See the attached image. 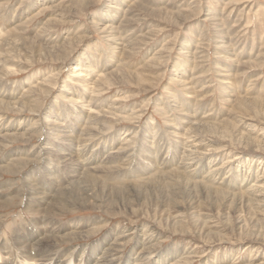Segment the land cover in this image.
Segmentation results:
<instances>
[{
  "label": "bare ground",
  "instance_id": "bare-ground-1",
  "mask_svg": "<svg viewBox=\"0 0 264 264\" xmlns=\"http://www.w3.org/2000/svg\"><path fill=\"white\" fill-rule=\"evenodd\" d=\"M26 1H29L27 7L15 12L18 8L16 7L11 11L8 22L3 26L0 25V153L5 150L0 160V177L4 173L14 176L22 173L20 189L7 196L0 195V209L17 206L25 198L24 211L29 215L34 214V218L31 216L30 222L25 218L26 222L22 220L10 230L6 225L8 224L7 214H0V236L2 237L0 264H187L185 260L187 256H184L182 251L168 248L158 251L154 234L143 227L132 231L113 228L102 234L99 240L79 244L78 241L96 235V232L102 228L97 224L99 220L73 218L68 222L60 223L54 218L63 212L72 215L74 203L80 206L82 201L86 200L85 196H94L91 198L97 202L99 199L95 198V189L106 192L107 196L111 192L120 196L121 187H117L112 182L127 184L126 195L136 193L138 200L146 194L147 189L159 187L157 190L161 188L163 191L165 189L163 184L165 186L168 184L170 189L166 190L169 192H177V190L182 193L193 190L195 192V189L199 188L205 193H217L225 197H243L239 191L247 192L249 197L246 198V202L257 207H264V166L259 170L257 168L253 176L244 177L239 173L240 168L233 170L225 164L228 162L229 155L224 147H212L213 140L199 134L205 129H212L210 133L216 137L213 139L223 141L229 138L231 141L234 140L233 143L244 147L252 143L251 135L255 132V127L249 123V117L234 115L230 117L235 122V126L233 125L235 130L230 135L226 130L225 123H229L226 119L220 118L221 120L213 122L209 112L194 102L197 95L195 94L196 86L199 84L195 85L196 80L204 76L197 70L196 65V62H201L199 60L201 47L182 43L181 58H177L171 65L175 75L173 82L181 86L193 102H181L179 99V101L174 99L173 103H167V107H157L165 115V131L159 132L153 123H146L140 128H131L129 125V128H119L118 122L138 121L139 115L136 113L138 110L133 108L128 110L124 107L122 111L119 107L121 97H114L109 102H105L100 101L99 95L100 90L109 84L107 77L120 73L122 65L126 64L124 57L129 55L128 52L133 49L136 40L141 38L144 41L148 38L147 33L131 38L125 30L122 32L123 25L131 20L128 19V15L132 12L131 7L137 0H132V5H126L127 8H123L122 5L129 0L109 2L102 10V14L91 19L90 23L98 33L97 35L109 49L107 60L101 64V61L96 63L93 54L88 55L82 52L70 61L73 64L71 67L68 62L71 53L61 60L56 73L37 78L36 83L28 76L20 82V85L12 87L2 81L5 76L19 70L25 61L12 58V48L10 49L12 44L17 47L21 37L11 38L12 36L8 37L7 34L13 30H24V25L32 16L57 11L58 8L57 0H19L18 5ZM205 11L204 18H210L208 10ZM32 12L34 14L30 16ZM74 14L69 11L60 13L64 15L62 24L73 23L77 17ZM52 21L51 16L45 17L40 22L41 26L34 38L40 39L42 43L39 44L40 49L44 48L49 53L61 47L62 44H66L67 47V43L70 44L72 40L80 42L87 36L84 34L89 31L84 28V31L79 33V26L73 31L65 30L67 35L65 34L61 39L52 38L45 33ZM227 41V36H222L217 40L214 48H227L225 45ZM40 49H37L38 52ZM42 50V53L46 52ZM60 50L64 49L60 48ZM229 50H232L228 51L232 56L239 54L234 52L233 48ZM162 52L163 47L159 50L153 49L148 62L159 59ZM221 57L218 56V58ZM11 60H16L18 63L5 65V62ZM191 63L193 67L187 74V67ZM67 70L71 73H67ZM64 74L66 76L62 78L60 85L57 86L56 80L52 85L47 83L52 75L61 78ZM215 74L223 90L229 88L231 81L235 78L229 66L224 64L215 67ZM252 80L250 78L247 85ZM37 88H40L41 92L45 90L48 95L54 96L52 103L44 109L37 103L34 96ZM170 96L173 97V95ZM230 97L231 94L227 91L226 101H230ZM107 117L111 118L109 122L106 121ZM138 131H140L139 134ZM18 141L23 142L24 145H16ZM259 147L264 150V143H261ZM261 159H258V167L262 162ZM231 160L233 164L236 163L235 166H238L239 162L242 165L248 157L242 151H238ZM228 166V175H225L224 170ZM17 183L12 180L6 188H13ZM37 183L41 184L40 187L44 191L36 186ZM220 187L230 189L224 191ZM15 199L20 201L14 204ZM6 229L10 230V238L6 236ZM73 243H76V246ZM130 243L128 250L122 254L123 249ZM63 245L66 247H62ZM263 259L264 252L248 264H264ZM226 262H231V259L225 258L220 264H226ZM214 264L219 262L215 261Z\"/></svg>",
  "mask_w": 264,
  "mask_h": 264
},
{
  "label": "rangeland",
  "instance_id": "rangeland-1",
  "mask_svg": "<svg viewBox=\"0 0 264 264\" xmlns=\"http://www.w3.org/2000/svg\"><path fill=\"white\" fill-rule=\"evenodd\" d=\"M71 1L57 0V11L32 16L35 13L33 11L34 13L30 14L31 19L24 25V30H13L7 34L8 37L12 36L11 38L21 37L17 42L20 44L17 45L19 47L17 48L12 44L10 49L12 48V58H19L17 60L25 61V63L21 64L19 70L5 76L3 83L16 87L28 76L31 81L36 83L37 78L56 73L57 68L61 65V60L71 53L68 62L82 52L88 55L93 54L96 63L101 61V64L108 59L109 49L97 35L98 33L90 21L93 17L102 14V10L106 5L115 0H73L72 3ZM0 2L1 26L8 22L13 9L18 7L15 9V12H17L18 9L27 7L29 3V1H26L19 6V0H0ZM126 5H132V0L124 3L122 7L127 8ZM131 8L132 12L128 15V19L131 20L123 25L125 27H122V32L126 31L125 33L130 35L131 38L147 33L148 38L144 41L141 38L136 40L133 49L128 52L129 55L127 54L128 56L124 57V63L126 64L122 65L120 73L107 77L109 84L100 90L99 95L100 101L105 102H109L114 97H121L122 101L119 107L122 111L125 108L138 110L136 112L139 115L138 121L135 120L132 122L133 124L127 121L118 122L117 127L140 128L146 123H153L154 126H157L159 132L165 131L166 118L157 107H167V103H173L174 99L175 101L179 99L181 102H193V99L188 96L189 94L173 82L172 79L175 78V75L171 65L177 58H181L182 49L180 47L182 43H190L195 47L199 46L201 47L199 48L201 50L199 58L201 62H196V65L197 70L205 77L202 75L203 78L196 80L195 85L199 84L196 86L195 91L197 92L195 94H197V98L195 97L194 102L209 112V117L213 122L223 118L226 119L229 122L228 124L225 123L226 130L230 135L235 130V122L230 117H234V115L249 117V123L255 127V132L251 135L252 143L244 145V147L235 142L233 143L234 140L231 141L229 138L223 141L213 139L216 137L210 133L212 129H208L209 131L205 129L202 133H197L205 138L212 139V147H224L226 149L229 159L225 164L233 170L240 168L239 173L244 177L253 176L257 168L259 170L264 166V150L259 147L261 143H264V0H137ZM205 10H208L210 18H204ZM64 11L77 15L73 23L62 24L64 15H60V13ZM48 15L53 18V21L49 24V29L45 33L52 38L61 39L65 34L67 35L65 30L70 29L73 31L78 29L79 26V33L83 32L84 28L89 30L88 33H82L87 36L78 43L73 40L70 41L73 43H67V47L66 44H62V46L60 44L61 47L55 48L52 53L44 48L40 49L39 44H42L39 41L40 39L34 38L41 26L40 22ZM54 20L57 22H54ZM222 36L228 38V43L225 44L227 48L215 49L214 45ZM30 45H34V47ZM162 47L163 52L160 58L148 62L151 56L150 52L153 49H162ZM38 48L40 53L37 50ZM60 48L64 50H60ZM231 48L239 54L237 56L233 55L234 57L230 55L231 52L228 51H232L229 50ZM57 49L59 50L57 51ZM218 56H223V58H218ZM225 56H228V59ZM52 57L54 59H51ZM7 63L17 64L18 61H7L5 65ZM222 64L229 66L231 72L235 75L229 88L224 90L217 82L215 74V67ZM70 66H73L71 62ZM192 67V63L189 64L186 70L187 74L190 73ZM67 73H71L70 70L69 72L67 70ZM66 74L62 75L61 78L52 75L47 83L52 85L53 82L58 81V86ZM250 78L253 80L247 85ZM41 91L40 88H37L34 96L37 103L44 109L52 103L54 96L48 95L45 90H43L44 92ZM227 91L231 94L230 101H226ZM170 95H173L174 98ZM247 101L249 102L247 103ZM108 120L110 121L111 118L107 117L106 121L109 122ZM139 133L140 131H138ZM138 134L137 136H139ZM16 145L22 146L24 143L18 141ZM238 151H242L248 157V160L243 161L242 165L239 162L240 164L238 163V166H235L236 163L233 164L231 159ZM3 152L0 153V160ZM250 158H253V160ZM258 159L262 161L259 167ZM229 166L224 170L227 173L225 175H228ZM154 175L157 176V174ZM20 179H22V173L18 176L4 173L0 177V195L7 196L15 190H19L22 185ZM152 179L154 180V177ZM12 180L18 182L16 186L6 188ZM112 183L119 188L121 187L122 193L125 194L121 193L119 196L115 192H111L107 196L106 192L95 189V198L99 199L97 202L91 198L94 196H85L86 200L82 201L80 206L74 203L75 208H73L72 215L63 212V214L54 217L60 223L68 222L73 218L99 220H97V224L103 229H99L96 235L94 234V236L86 240H80L77 243L88 244L91 241L99 240L102 234L113 228L132 231L135 228L143 227L154 234L158 251L167 248L182 251L184 256L188 257L185 258L187 264H214L215 261L220 264L225 258L231 259V262H226V264H248L249 261L255 260L264 252V207H257L246 202V198L249 197L247 192L239 191L243 197H225L217 193H205L199 188L195 189V192L194 190L183 193L179 190L169 192V190H166L170 189L168 184L166 186L163 184L165 188L163 191L161 188L157 190L159 187L147 189L146 194H143L138 200V197L135 196L136 193L126 195L127 190L125 188L127 184L122 182L119 184L117 182ZM36 186L40 187L41 184L37 183ZM40 188L42 190V187ZM221 189L229 191L230 188L222 187ZM34 194L38 196L37 193ZM125 197L129 198L130 201ZM166 198L169 199L166 200ZM18 201L20 199H15L13 203H18ZM24 204L25 198L17 206L0 209V214H7L8 224L6 225L10 230L25 218L29 222L31 218H34V214L29 215L24 211ZM177 215L178 217L175 218ZM6 230V236L10 238V230ZM1 240L2 237L0 236V242ZM130 245L131 243L123 249L122 254H125ZM62 247L66 246L63 245Z\"/></svg>",
  "mask_w": 264,
  "mask_h": 264
}]
</instances>
